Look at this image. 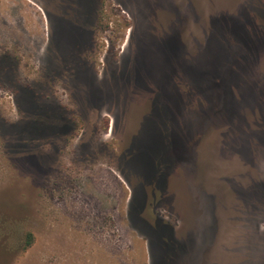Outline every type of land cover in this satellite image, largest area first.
Wrapping results in <instances>:
<instances>
[{
	"label": "rangeland",
	"instance_id": "rangeland-1",
	"mask_svg": "<svg viewBox=\"0 0 264 264\" xmlns=\"http://www.w3.org/2000/svg\"><path fill=\"white\" fill-rule=\"evenodd\" d=\"M0 264H264V0H0Z\"/></svg>",
	"mask_w": 264,
	"mask_h": 264
},
{
	"label": "trees",
	"instance_id": "trees-1",
	"mask_svg": "<svg viewBox=\"0 0 264 264\" xmlns=\"http://www.w3.org/2000/svg\"><path fill=\"white\" fill-rule=\"evenodd\" d=\"M230 42H233V44L235 45V50H239L242 47V45H243L242 41H240V39L237 38V37L234 38V41L231 40ZM237 42H239V43H237ZM229 70L230 69L226 68L225 71L223 72V76H225L226 78H228L230 76V71ZM213 80H214V84H215L214 86H221L222 82H221L220 79L215 77V78H213ZM214 98H215V96H214ZM212 111H214V109ZM206 118H207V116H206ZM206 118L204 119V121H206ZM33 242H34V235L32 233H27L25 235V245H26L25 248L26 249L29 248L33 244Z\"/></svg>",
	"mask_w": 264,
	"mask_h": 264
},
{
	"label": "flooded vegetation",
	"instance_id": "flooded-vegetation-1",
	"mask_svg": "<svg viewBox=\"0 0 264 264\" xmlns=\"http://www.w3.org/2000/svg\"><path fill=\"white\" fill-rule=\"evenodd\" d=\"M205 119V118H204Z\"/></svg>",
	"mask_w": 264,
	"mask_h": 264
}]
</instances>
